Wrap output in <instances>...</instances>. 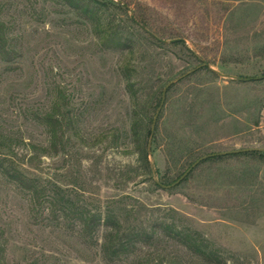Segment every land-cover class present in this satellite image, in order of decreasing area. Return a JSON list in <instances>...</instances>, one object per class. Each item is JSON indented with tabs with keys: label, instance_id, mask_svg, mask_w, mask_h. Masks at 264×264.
Listing matches in <instances>:
<instances>
[{
	"label": "rangeland",
	"instance_id": "rangeland-1",
	"mask_svg": "<svg viewBox=\"0 0 264 264\" xmlns=\"http://www.w3.org/2000/svg\"><path fill=\"white\" fill-rule=\"evenodd\" d=\"M112 1L126 12L109 3L97 15L129 39L123 50L103 48L92 22L62 0H0L14 53L0 61V147L25 174L109 207L124 226L174 223L215 255L158 232L108 262L104 228L96 244L84 242L79 226L35 215L27 192L0 173V264H264V79H255L264 75V0ZM171 82L149 138V176L131 119L136 109L139 131L151 130L150 107ZM55 101L75 129L64 151L48 155L32 147L48 148L39 117ZM247 150L262 154L201 161L166 188L204 156Z\"/></svg>",
	"mask_w": 264,
	"mask_h": 264
},
{
	"label": "trees",
	"instance_id": "trees-1",
	"mask_svg": "<svg viewBox=\"0 0 264 264\" xmlns=\"http://www.w3.org/2000/svg\"><path fill=\"white\" fill-rule=\"evenodd\" d=\"M64 4L75 10L78 14L85 19L92 22L95 27L96 34L100 40V44L106 49L123 50L129 48V39L123 37L121 33L112 31L110 27H102L100 17L97 15V7L107 6L112 4L119 9L126 12L122 6L117 5L112 0H62ZM137 25L144 31L145 24L138 20ZM148 35L152 36L149 32L145 31ZM155 39V38H154ZM164 43L163 41H159ZM8 37L6 33V26L0 20V61L9 62L12 60L14 53L8 45ZM174 45H184L182 40H175ZM206 67L202 66V69ZM127 79V88L133 100L135 107H137L138 96L136 90L133 88V83ZM63 105L55 101L49 111H46L39 117V121L43 124L49 135L48 148H38L33 146L34 150H41L43 154H57L59 151H64L69 143V137L66 132L69 128L75 129V121L70 116L69 111L65 108L62 113ZM159 102H155L153 110L158 109ZM136 109L133 111L132 120V136L138 152L144 162L146 173L149 176L153 172V165L149 161L152 149L149 144L151 137L150 128L145 129L142 133L139 131L141 118L135 114ZM152 122V120H150ZM10 149L4 151L0 147V173L8 178L11 182L15 183L21 190L27 192L29 195L30 205L32 212L35 215L48 212V218L56 225H63L67 228L79 226L80 234L84 242L88 244H96V235L100 228H104V234L100 249L103 257L108 262H113L122 256L133 253L139 244H150L160 232L164 236L176 241L177 243L185 246L190 252L196 255L214 257V252L209 250L205 253L203 248H208V244L202 243L200 235L194 231L178 230L174 223H157L150 229L145 227H136L132 225L124 226L119 216L110 209L106 208L101 210L100 206L86 203L83 196L78 193H72L68 189L62 187L51 181H43L36 175L25 174L17 165L13 156L10 155ZM242 154L261 155L259 150H247L235 153H226L224 155L217 154L206 158L207 161L213 158H220L224 156H238ZM154 170L155 167H154ZM193 170V169H192ZM191 170V171H192ZM190 174V173H189ZM188 174V175H189ZM187 175V176H188ZM180 178V177H179ZM175 183V182H173ZM180 184V183H179ZM154 185L161 186L159 182H154ZM172 185V183L170 184ZM0 250L3 247L0 245Z\"/></svg>",
	"mask_w": 264,
	"mask_h": 264
},
{
	"label": "water",
	"instance_id": "water-1",
	"mask_svg": "<svg viewBox=\"0 0 264 264\" xmlns=\"http://www.w3.org/2000/svg\"><path fill=\"white\" fill-rule=\"evenodd\" d=\"M146 31V30H145ZM148 32V31H147ZM202 66L204 67H209V64L208 63H203ZM214 71V70H213ZM232 79H236L238 81H242V82H248L250 81L251 79H244V78H232ZM255 79H264V75L263 76H260V77H257ZM173 84V82L169 83L164 89H163V92H162V98H161V102L159 104V107L155 113V116L153 118V122H152V128H151V136L153 135L154 133V129H155V125H156V121H157V118H158V115L164 105V102H165V98H166V93H167V89L170 87V85ZM235 152H240V151H234L232 153H235ZM221 154H226V153H221ZM211 156H215L214 155H208V156H204L202 158H200L199 160H197L175 183H173L172 185L170 186H166V188H170V187H174L176 185H178L183 179H185L187 177V175L191 172V170L196 167L201 161L205 160L206 158L208 157H211Z\"/></svg>",
	"mask_w": 264,
	"mask_h": 264
}]
</instances>
